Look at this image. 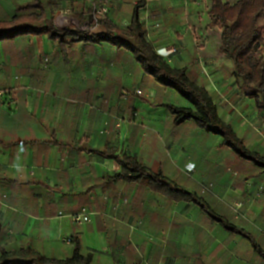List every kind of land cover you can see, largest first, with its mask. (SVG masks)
<instances>
[{"label": "crops", "instance_id": "crops-1", "mask_svg": "<svg viewBox=\"0 0 264 264\" xmlns=\"http://www.w3.org/2000/svg\"><path fill=\"white\" fill-rule=\"evenodd\" d=\"M33 1L0 0V23ZM140 1L109 0L106 16L126 28ZM42 2L47 26L54 11L91 12L90 0ZM210 8L211 0H146V39L208 92L248 150L264 156V111L220 51ZM92 30L106 32L100 24ZM179 95L108 42L0 39V255L32 249L65 260L79 245L94 264H264V169L225 145L201 144L214 133L195 121L177 125L164 106ZM186 126L193 139L179 133ZM174 148L191 174L173 167ZM125 155L195 201L120 178ZM82 212L88 220L75 222Z\"/></svg>", "mask_w": 264, "mask_h": 264}, {"label": "trees", "instance_id": "trees-1", "mask_svg": "<svg viewBox=\"0 0 264 264\" xmlns=\"http://www.w3.org/2000/svg\"><path fill=\"white\" fill-rule=\"evenodd\" d=\"M145 5L146 0H141L134 6L132 21L126 28H119L105 15L98 19V24L103 25L106 32L83 33L59 31L54 26H47L46 5L42 0H34L21 7L15 17L0 23V39L21 34H47L60 43L65 37L72 36L84 42H108L120 49L124 48L136 58L147 75H151L163 87L175 89L192 104V107L180 108L167 105L169 111L175 115L176 123L195 121L202 129L223 138V146L229 147L237 156L264 169V156L246 148L233 127L220 118L216 104L208 92L192 81L185 69L173 68L157 53L152 42L146 39L140 14ZM209 11L212 20L209 26L221 30L220 51L232 60L234 75L243 83L247 94L254 98L257 109L264 111V52H261L264 44V0H238L232 5L225 0H211ZM121 165L124 172L119 177L125 181L146 184L154 192L176 201L196 199L191 193L179 189L160 175L149 172L136 157L125 155ZM12 263L94 264L91 254L84 256L80 253L79 245L72 256L65 260L43 257L32 249H22L15 253L3 251L0 264Z\"/></svg>", "mask_w": 264, "mask_h": 264}, {"label": "built area", "instance_id": "built-area-1", "mask_svg": "<svg viewBox=\"0 0 264 264\" xmlns=\"http://www.w3.org/2000/svg\"><path fill=\"white\" fill-rule=\"evenodd\" d=\"M90 4L91 12L89 18L62 9L54 11L53 15L50 17V26H54L59 31L92 32L93 27L98 25V19L108 13L109 0H98L97 2L90 0ZM138 92L140 93V91ZM72 218L75 222L85 223V221L88 220V215L86 212H82L80 214H73Z\"/></svg>", "mask_w": 264, "mask_h": 264}, {"label": "rangeland", "instance_id": "rangeland-1", "mask_svg": "<svg viewBox=\"0 0 264 264\" xmlns=\"http://www.w3.org/2000/svg\"><path fill=\"white\" fill-rule=\"evenodd\" d=\"M69 7H74L71 3L69 4ZM63 29H65V28H63ZM215 45V43H213V46ZM197 48H201V47H197ZM261 52H264V44H263V46H262V48H261ZM202 57V56H201ZM205 61V60H204ZM169 98H171L170 96H169ZM170 102L173 104V105H175V106H177V107H180V106H184V107H189L191 104H190V102L186 99V98H184V97H182L181 95H179V96H177V97H174V98H172V99H170ZM164 107H167V105H165ZM168 108V107H167ZM173 116H174V118H173V121L176 123V118H175V115L173 114ZM177 125H180V124H177ZM176 126V125H175ZM177 127H179V126H177ZM191 127H189V126H186L184 129H179L178 128V131H179V133H181L182 131H188V134L190 133H192L191 132V129H190ZM194 133V132H193ZM192 133V135H194ZM189 134V135H190ZM192 135H190V137L192 138ZM194 137V136H193ZM193 139V138H192ZM196 140H198V139H196ZM196 140L194 141V143H196ZM164 142H163V146H162V144H161V146L162 147H165L166 148V150H164L166 153H167V150H170L171 148H168V147H170L171 145H170V142H168V141H166V139L164 138V140H163ZM201 144H206V146L207 147H210L211 145H213V146H216L217 144L220 146V147H223V138H221L219 135H215V134H211L210 133V137L207 139V140H204V139H202L201 140ZM225 147V146H224ZM223 147V148H224ZM175 150H176V148H174L173 149V153H172V158H173V160H172V165H173V167H177V168H180L181 170L183 169L186 173H189V174H191L192 173V168L190 167V166H181L180 164V162H179V159L178 158H176V154H174L175 153ZM169 152V151H168ZM220 153L221 154H223L222 153V151H220ZM169 154H170V152H169ZM223 157V156H222ZM193 164H195L196 165V162H199V158L198 157H196V158H194V161H191Z\"/></svg>", "mask_w": 264, "mask_h": 264}]
</instances>
